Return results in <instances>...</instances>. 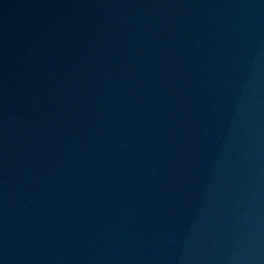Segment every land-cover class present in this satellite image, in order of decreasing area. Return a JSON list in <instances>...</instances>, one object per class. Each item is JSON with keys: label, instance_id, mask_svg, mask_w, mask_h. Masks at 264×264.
<instances>
[{"label": "water", "instance_id": "1", "mask_svg": "<svg viewBox=\"0 0 264 264\" xmlns=\"http://www.w3.org/2000/svg\"><path fill=\"white\" fill-rule=\"evenodd\" d=\"M0 264H264V0H0Z\"/></svg>", "mask_w": 264, "mask_h": 264}]
</instances>
